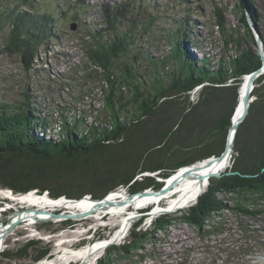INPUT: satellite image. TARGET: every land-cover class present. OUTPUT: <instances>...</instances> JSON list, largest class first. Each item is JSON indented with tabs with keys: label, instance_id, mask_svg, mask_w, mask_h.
I'll return each instance as SVG.
<instances>
[{
	"label": "trees",
	"instance_id": "trees-1",
	"mask_svg": "<svg viewBox=\"0 0 264 264\" xmlns=\"http://www.w3.org/2000/svg\"><path fill=\"white\" fill-rule=\"evenodd\" d=\"M246 1L254 22L258 24L261 14L254 10L256 0ZM30 2L0 0V52L20 56L21 65L26 71L34 67L35 61L39 62L41 44L55 36L58 22L56 17L61 15V19H73L78 15L56 11L52 7L53 0H42L38 7H35L36 2ZM67 2L71 3V0ZM83 2L79 0V6H84ZM130 2L114 3V10L104 17L105 27L95 32L89 31L91 42L85 41L84 53L93 66L88 75L94 78L102 75L105 80V88L101 89L107 93L100 109L108 116L107 121L94 115L87 122L86 116L92 114L82 111L67 115L64 108H60V113L55 116L36 107L27 92L24 94L25 99L17 104L0 100V180H4V184L15 192L25 193L40 187L41 191L48 190L52 198L62 195L76 198L91 192L101 196L93 199H101L119 182L135 175L132 169L138 163L143 164L144 169L168 171L210 156H219L224 151L225 144L223 151L220 152V149L231 125L229 118L234 102H200L188 109L183 108L179 110L182 115L180 113L177 119L170 121L172 123H165L168 125L164 131L155 129L164 122L156 121L152 124L146 119H157L151 114L155 111L153 105L158 96L173 95L205 82L210 85L223 83L260 66L261 61L255 51V41L247 26L244 8L241 7L239 18L244 35H240L235 27L227 30L224 9L215 8L214 25L220 33L223 47L232 42L239 50L233 56H221L212 63L211 55H204L198 60L191 50H187L185 39L189 40L191 49L196 52L194 42L181 29L191 25L188 18L179 24L181 27H177V30L165 35L170 44L167 54L151 57L139 49L132 51L137 36L146 34L156 17L141 21V30L137 35L135 23L130 27L123 25L127 20L123 9ZM29 3L38 10L22 7ZM5 27L6 34L3 30ZM261 35L264 44V33L261 32ZM195 38L198 39L199 35ZM145 61L147 65L143 66ZM168 65L171 66L170 70L165 69ZM242 80L237 81L238 89ZM209 86L203 92L208 99L219 98L228 89ZM254 93L264 97L263 88L255 89ZM227 94L232 93L230 91ZM234 100L237 105V93L234 94ZM168 106L164 104L163 108ZM123 111L131 112L129 119H121ZM165 114L159 118L162 119ZM135 119L138 120V131L124 138L126 128L137 126ZM155 145H160V149L154 152L152 148ZM233 147L230 171L238 173L211 178L196 204L176 216L161 215L152 223V230H139L142 219H138L133 223L129 238L118 246L108 247L97 263L114 264L119 258L131 263L133 257L135 261H141L149 255L143 251L144 245L156 243L153 233L156 230L165 231L173 219L192 226L204 238L224 232L223 216L227 213H234L238 221H242L240 218L253 220L261 216L264 213V99L251 104L248 115L236 132ZM99 160L104 161L103 168L94 166ZM82 161L86 162L84 166L75 165ZM111 161L115 164L107 172L105 169L112 164L108 163ZM47 166L51 167L46 169ZM60 167L64 170L56 175L57 171L53 170ZM42 183L45 186L40 185ZM159 183L162 182L155 177L143 176L140 180L126 182L122 186L129 185L131 192L136 193L151 187L158 189L163 185ZM243 231H246L245 222L240 232ZM244 234L238 249L246 246ZM30 244L34 243L27 244L13 255L37 260L48 251L47 248L37 246L34 255L33 250L28 251ZM183 259L187 260L186 257Z\"/></svg>",
	"mask_w": 264,
	"mask_h": 264
},
{
	"label": "rangeland",
	"instance_id": "rangeland-1",
	"mask_svg": "<svg viewBox=\"0 0 264 264\" xmlns=\"http://www.w3.org/2000/svg\"><path fill=\"white\" fill-rule=\"evenodd\" d=\"M30 1L36 2L35 7H38L42 3V0ZM78 1L79 0H71V3H68L67 0H53L52 7L56 11H65L68 15L78 13V15L73 19H71V17L61 19V15L56 17V20H58L56 34L54 37L41 44L39 48L40 60L39 62L35 61L34 67L30 70L26 71L22 67L20 56L0 52L1 101L12 102L14 104L20 103L25 99L24 94L27 92L30 101L33 102L36 107L39 109L42 108L49 113H53L55 116L60 113V108H64V110L67 111L66 113H68L67 115L82 111H86L89 115L92 114L91 116H86L87 122H90L94 115H98L100 119L104 118L103 121H107L108 116L105 115V113L103 114L100 109L102 106V100L107 93L101 89V87L105 88V80L102 75H99L96 78L88 75L90 68L93 66L85 56L84 47L85 41L91 42V37L89 36L90 33H88L89 31L95 32V30L99 28L103 29L105 27L103 23L104 17L106 14L111 13L114 10V3H127L132 1L125 7V9H123V13L127 15V20L123 25L130 27L132 23H135L138 31L137 35H139V31L141 30L139 28L141 21H146L149 17H156L155 21L150 26L149 31L144 35L137 36L132 49L134 52L137 49L144 51L151 57H161L163 54L169 52L170 44L167 42L165 35L177 30V27H181L179 24L184 23L187 18L191 20V25L183 26L181 29L186 33V37H190L192 42H194L193 44L196 52L191 49L188 42L189 40L185 39V46L188 47L187 50H191L190 52L194 53L196 59L199 60L204 55L208 56L209 54L212 58L211 62L214 63L215 60L221 56L228 57L235 55L239 50V47L232 42H229L227 46L223 47L220 33L214 25L215 18L213 13L216 7L224 9L223 17L228 22V24L225 25V28L230 31L235 27L240 35H244L243 26L239 21L241 7L242 9L244 8L243 0H241L242 5L240 6H238L240 0H85V2L81 0L84 3V6H79ZM30 3L27 5H21L22 7H27L31 10H38V8H32ZM60 6L63 7L61 8ZM254 10L261 14V17L258 19V28L260 29V32L264 33V2L262 0H256ZM3 30L4 34H6L7 28L5 27ZM196 35H199L198 39L195 38ZM1 42L2 40L0 37V44ZM241 47H243V45H241ZM252 49L254 50V47H252ZM255 51L257 52L256 47ZM258 56L260 58L259 54ZM146 65L147 61L144 62L143 66ZM167 67L168 68L165 69H171L170 65ZM261 67L262 62L257 69L246 71L239 76H233L223 83L218 82L210 85L209 82H205L183 91L180 90L173 95L158 96L153 105V107L155 106V111L152 114L151 112L149 113V115L156 116L157 119L154 118L153 121L149 117L148 119L144 118L140 120L143 121L146 119L149 122H152V124L156 121L164 122V124L155 128L156 130L159 128L164 131L165 126L168 125L165 123H172L177 119L178 115L181 113L179 110L183 108L188 109V107L195 106L200 102H234L233 112L229 118L232 124V118L236 111L234 93H237L238 100L241 99L237 81L245 75L247 76L251 73H256ZM99 70L100 69L97 68V71ZM96 75H98L97 72ZM254 84V88L251 92L253 98L250 106L255 101L264 99V97L258 96V94L254 93L255 89L263 88L264 94V73L257 78V81L256 83L254 82ZM209 85L212 88L216 87L220 89L227 87L228 89L223 91L222 96L219 98L208 99L203 92L206 91ZM122 89L125 91V86H123ZM230 91L232 94L228 95L227 92ZM164 104H168L169 106L163 108ZM187 109L185 111H187ZM170 110L171 112H168ZM129 113L123 111L121 113V119H129ZM162 114H165V116L161 119L159 117L162 116ZM182 114L183 113H181V115ZM134 122L137 126L130 125L129 128H126L124 138L133 135L138 131V120L135 119ZM167 135L168 134H166V136ZM121 140L122 139L119 141ZM165 145L162 144V146ZM159 149L160 145H155L152 148L154 152ZM233 150L234 147L232 148L230 165L224 169L226 172L230 171L232 165V159L234 157ZM221 151L223 150L220 149V152ZM209 158L210 157H208V159ZM103 162V160H99L93 165L103 168L105 165ZM197 162L199 163L200 161ZM108 163L112 164L105 169L107 172L112 169L115 164L113 161ZM116 163L118 162L116 161ZM85 164V161L75 163V165L78 166H84ZM50 167L51 166H47L46 169H49ZM190 167L192 166L187 165L186 167L184 166L178 169L172 168L168 171L163 169L149 170L144 169L143 164L140 163L139 165L138 163L136 168L134 169L133 166L132 169L134 170L135 175L124 181L122 180L121 183L128 182L135 177L137 181L143 178V176H152L155 177L157 181L162 182L159 183V185L163 184L161 187L166 186L168 189L166 191L162 190L159 194H155L153 191H156L161 187L158 189L151 187L136 193L131 192L128 188L129 185L121 186L117 192H110L114 189L112 188L108 191L110 193L107 192L108 194L105 196V201L102 203L100 202L101 206L105 207L102 216L100 217L101 219H96L94 217L96 211H98V209H95L84 212L89 214L88 217L84 219L69 218L72 219L71 222L68 219L65 220V218L61 217L52 218L50 213L53 211L62 212V215L82 213L80 208L72 207L77 206L75 204L82 201H86L88 204L92 205L91 203L94 201L85 196H90L93 199V197H96L95 194L88 192L87 194L76 198H67L64 195L52 198L49 196L48 190L41 191L40 187L32 188L25 193L15 192L4 184V180H0V189L2 191H8V189L12 191L10 192V198L0 195V225L7 226L11 222H20L24 220L30 221L34 224L32 225L33 227H28L22 226L19 223L16 226L17 228L15 227L16 229L11 231L13 234H10L5 239L3 249L0 248L2 249L0 251V264H43L44 261L49 262L54 259L57 251L63 247L71 248L75 251L84 247H91L96 241L110 237V235L119 228V219L110 218L112 217V213H115L122 203L128 201L126 203L128 204L127 209L131 210V213L125 210L121 214H115V216L122 215L129 218L128 230L119 242H116L115 244L111 243L100 251L98 256L95 257L92 262V264H98L97 262L99 258L104 255L105 250L108 247L112 245L118 246L122 244L124 240L129 238L133 223L138 219H142V223L138 228L139 230H152V223L161 215L171 214L176 216L180 214V211H184L196 204L197 200L194 199L187 205L179 206L180 208L176 209L174 207V209H169L171 211L163 212L165 210H162L158 213L152 214L154 206L165 207L167 205L169 200H164V196H166L167 193V195H175L176 185H169V181L172 178H177L175 177V174L182 176V173H186ZM36 169L39 168L36 167ZM63 170L64 169H61L60 167L59 169L53 170V172L57 171L55 174L58 175ZM171 173L174 174L168 178L159 177L160 175L163 177V175ZM209 179L210 177L208 178L207 186L209 184ZM121 183L119 182L117 186L121 185ZM40 185L45 186L44 183ZM207 186H205L202 193L206 190ZM145 190H150L148 195L153 197V205L147 203L135 210L136 205H140L141 201H138V198H132L133 200L127 199L130 196L133 197L135 195V197H139L142 195L139 193H143ZM29 192L33 194V198H20L23 194ZM202 193H200L199 196ZM61 198L62 200H67L61 201ZM35 199H40L41 202L36 204L34 203ZM20 200L25 201L21 202ZM171 201H174V199ZM40 203L41 205L39 206ZM6 204L8 205L6 206ZM53 206H56L57 208L49 210ZM115 207L117 208L114 209ZM39 208L40 210L46 209L47 212L44 214H41V211L35 213V210H38ZM25 210L29 211L27 215L24 213ZM18 216L22 218H18ZM223 218L225 221L224 232L220 235H210L205 236L204 238L200 237L192 226L173 219L165 231L161 232L156 230L153 233L154 238L156 239L155 244L146 243L144 245V249L147 251H143L148 252L149 255L144 256L141 261H135V257H133L131 263L125 259L119 258L114 264H180V262H183L184 264H264V213L253 220L240 218L242 221H238L234 213H227ZM244 222L246 223V231L241 233L240 230ZM71 224H73V226ZM244 233H246V246L238 249V244L242 242L243 236H245ZM6 234L7 233H3L0 237V247L2 246L3 237ZM45 236L50 237L45 238ZM61 238H63L62 247L58 244V241ZM35 242L37 244H35ZM29 243H34L30 244L31 246L28 247V251L33 250V252H31L34 255L37 246L47 248L48 251L44 256L37 260L34 258L13 255V253H16L20 248L25 247ZM185 257L187 260L183 259ZM64 264H80V262L79 260H70Z\"/></svg>",
	"mask_w": 264,
	"mask_h": 264
},
{
	"label": "bare ground",
	"instance_id": "bare-ground-1",
	"mask_svg": "<svg viewBox=\"0 0 264 264\" xmlns=\"http://www.w3.org/2000/svg\"><path fill=\"white\" fill-rule=\"evenodd\" d=\"M253 74L254 73H251L250 75H247V76L245 75L243 77L241 84H240L239 94L241 95V99L238 100V103L236 105V111L234 112V115H233L234 120H237V118L239 117V115L242 111V108L244 106L243 97H244V93L246 91V86H248L251 83V81L255 75V74L254 75ZM231 149H230V144H229V140H228L226 142V146H225L224 151L219 156L210 157L208 161H207L208 158H205L202 161H200L199 163L196 162L194 164H191L190 166H192V167L188 168L189 170L186 173L183 172L182 176H178L175 174V177H177V178H172L168 183L169 185H176L175 186L176 187L175 195L174 196L167 195L168 194L167 193L166 196H164V200L165 199L169 200L167 205L165 207L154 206V209L152 210L153 211L152 214L158 213L159 211H162V210H165L163 212L171 211L169 209H171V208L174 209V207L177 209V208H180L179 206H184V205H187L188 203L192 202L195 199V197L198 196V194H200V192L203 191L205 186H207V181H208V178L210 177L209 173H211V172L212 173H218V172H221L228 167L230 160H231V155H232ZM167 189H168V187L162 186L160 189L153 191V192L155 194L156 193L159 194V192H161L162 190L166 191ZM8 191H9V193H8ZM8 191H2L1 190L0 195L3 197H6V198H10L11 197L10 192H12V191H10L9 189H8ZM144 192H146V190ZM139 194H141V193H139ZM148 194H149L148 192L143 193L139 197H135V196L132 197L128 194L130 197L127 200H133V199L138 198V201H141L140 205H138V204L136 205V207H135V210H136L138 207H141L142 205H145L147 203H149V204L153 203V201H152L153 197L149 196ZM32 195L33 194L29 192L27 194H23L20 198H22V199L27 198V197L33 198ZM16 197H19V196H16ZM85 197L91 198L90 196H85ZM82 198H84V197H82ZM104 198L96 199V200L92 199L94 201L93 203H91L92 205L88 204V202H86V201L77 202L75 204L77 206L72 207V208L78 207L81 209L82 213H77V214H72V215L71 214L62 215L63 214L62 212H54L53 211L50 213V216L52 218H57V217L65 218V220L68 219L71 222L72 219H69V218H77L78 216L84 215V214L89 215L88 213H84V212L98 209V211H96V214L94 217L96 219H101L100 217L102 216V213H103L105 207L101 206L100 202ZM172 199H174V201H171ZM60 200L66 201L67 199L62 200V198H61ZM73 200H75V199H73ZM20 201L24 202L25 200H20ZM68 201H71V200H68ZM39 202H41L40 199L34 200V203H36V204ZM127 202L128 201H125L124 203H122V205L119 207V209L116 210L115 213H112V217L110 219H115V218H117V220L119 219L118 220V227L119 228L112 235H110V237L103 238L102 240L96 241L93 244V246H91V247L90 246L84 247V248H81V249L76 250V251L72 250L71 248L63 247L62 249L57 251L56 257L54 259H52L49 262L44 261L43 264H64L66 262H69L70 260H79L80 264H92L93 259L98 256L100 251L103 250L105 248V246H107L111 243L119 242V240H121L123 238V236L125 235V233L127 232L128 227H129V222H128L129 218H126L125 216H122V215L121 216H115V214H121L125 210H127L129 213H131V210L127 209V205H128V204H126ZM124 204H126V205H124ZM6 205H8V204H6ZM40 205H41V203L39 204V206ZM99 205H100V207H99ZM55 208H57V207L53 206L49 210H53ZM116 208L117 207H115L114 209H116ZM166 209H168V210H166ZM39 211L42 212L41 214H44L47 212L46 209L40 210V208H39L38 210H35V213H37ZM71 211H74V210H71ZM24 213L27 215L29 213V211L25 210ZM18 218H22V217L18 216ZM19 223L22 226H28V227H33L32 225H34L30 221H27V220L20 221V222L19 221L11 222L7 226L0 225V237L3 235V233H7V234L11 233V231L13 229H15V227ZM49 237L50 236H45V238H49ZM62 239L63 238H61L58 241V244L60 247H62V242H63Z\"/></svg>",
	"mask_w": 264,
	"mask_h": 264
},
{
	"label": "water",
	"instance_id": "water-1",
	"mask_svg": "<svg viewBox=\"0 0 264 264\" xmlns=\"http://www.w3.org/2000/svg\"><path fill=\"white\" fill-rule=\"evenodd\" d=\"M243 7H244V12H245V19H246V22H247V26H248V28H249V30H250V32L252 33V35H253V39H254V41H255V47L257 48V53L260 55V58H261V62H262V67L256 72V73H254L253 75H254V77H253V79H252V81H251V83L248 85V86H246V91H245V93H244V97H243V103H244V106H243V108H242V111H241V113H240V115H239V117L237 118V120H234L233 118H232V124L230 125V127L228 128V131H227V134H226V136H225V138H224V141H223V144H222V147H221V150H223L222 148L224 147V144L229 140V144H230V149L231 148H233V144H234V140H235V136H236V132H237V130H238V128L241 126V124L243 123V121L245 120V118H246V116L248 115L247 113H248V110H249V106H250V103H251V101H252V95H251V92H252V90H253V88H254V82L256 83V81H257V78L261 75V74H263L264 73V44H263V41H262V39H261V32H260V29L258 28V24L256 23V22H254V20H253V17H252V15H251V13H250V11H249V5H248V3H247V1L246 0H243ZM70 27H71V25H70ZM258 74V75H257ZM256 80V81H255ZM234 94H236V93H234ZM231 151H232V149H231ZM211 157V156H210ZM209 159H207V161H208ZM262 170H264V169H262ZM233 173H238L237 171H233V172H230V171H221V172H218V173H209V175H210V179L211 178H213V177H215V178H219V177H221V176H223V175H225V174H233ZM174 173H171V174H167V175H163V176H166V177H169V176H171V175H173ZM246 176H250V175H246ZM159 177H162V176H159ZM210 179H209V181H210ZM136 180V177L135 178H132L130 181H128V182H133V181H135ZM126 183V182H125ZM125 183H121V185H119V186H117V187H115L114 189H112L110 192H117L118 190H119V188H120V186H122L123 184H125ZM110 192H108V193H110ZM108 193H105L104 195H107ZM200 193H202V192H200ZM104 195H102V196H104ZM198 196H199V194H198ZM198 196H196V198H195V200H197V197ZM98 196H96V198H97ZM99 197H101V196H99ZM93 198H95V197H93ZM106 199V197L101 201V203L104 201ZM101 203H100V205H101ZM100 205H99V207H100ZM86 217H88V215H80V216H78L77 217V219H84V218H86ZM115 244V243H114Z\"/></svg>",
	"mask_w": 264,
	"mask_h": 264
},
{
	"label": "flooded vegetation",
	"instance_id": "flooded-vegetation-1",
	"mask_svg": "<svg viewBox=\"0 0 264 264\" xmlns=\"http://www.w3.org/2000/svg\"><path fill=\"white\" fill-rule=\"evenodd\" d=\"M6 206H7V205H6ZM72 225H73V224H72ZM16 228H17V227H16ZM16 228H15V229H16ZM15 229H13L12 231H14ZM10 234H13V233H9V234H7V235L3 238V240H2V246H1L0 248L3 249L4 241H5V239H6ZM27 240H29V239H27ZM27 240H25V241H27ZM2 249H0V251H1Z\"/></svg>",
	"mask_w": 264,
	"mask_h": 264
}]
</instances>
